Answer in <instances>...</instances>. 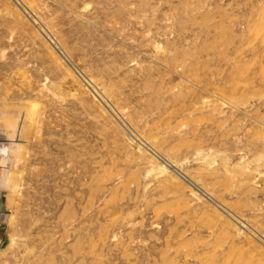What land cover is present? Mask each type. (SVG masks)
<instances>
[{"label":"rangeland","instance_id":"obj_1","mask_svg":"<svg viewBox=\"0 0 264 264\" xmlns=\"http://www.w3.org/2000/svg\"><path fill=\"white\" fill-rule=\"evenodd\" d=\"M29 1L56 36L0 0V264H264V0Z\"/></svg>","mask_w":264,"mask_h":264},{"label":"bare ground","instance_id":"obj_2","mask_svg":"<svg viewBox=\"0 0 264 264\" xmlns=\"http://www.w3.org/2000/svg\"><path fill=\"white\" fill-rule=\"evenodd\" d=\"M18 1L26 9V11L29 13V15H31L32 18L39 23V25L41 26V28H43L46 31V33H48L50 35V37L51 36L52 37L56 36L55 33H54V31L52 30V28L46 22L43 14L39 11L37 5H35L33 2H31L29 0H18ZM116 110L118 112V115H121V116L123 115V111L122 110H120V109H116ZM118 110H120V111H118Z\"/></svg>","mask_w":264,"mask_h":264},{"label":"crops","instance_id":"obj_3","mask_svg":"<svg viewBox=\"0 0 264 264\" xmlns=\"http://www.w3.org/2000/svg\"><path fill=\"white\" fill-rule=\"evenodd\" d=\"M0 237H1V233H0Z\"/></svg>","mask_w":264,"mask_h":264}]
</instances>
